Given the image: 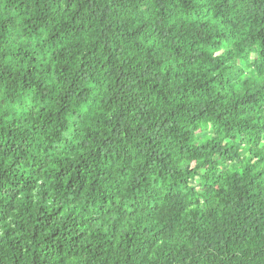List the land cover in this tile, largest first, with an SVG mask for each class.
<instances>
[{"label":"trees","instance_id":"trees-1","mask_svg":"<svg viewBox=\"0 0 264 264\" xmlns=\"http://www.w3.org/2000/svg\"><path fill=\"white\" fill-rule=\"evenodd\" d=\"M0 264H264V0H0Z\"/></svg>","mask_w":264,"mask_h":264}]
</instances>
